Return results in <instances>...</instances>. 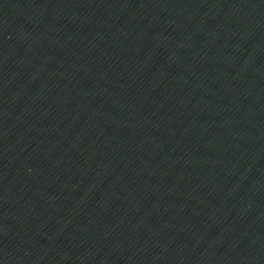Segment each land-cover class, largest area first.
<instances>
[{"label":"water","instance_id":"95a60500","mask_svg":"<svg viewBox=\"0 0 264 264\" xmlns=\"http://www.w3.org/2000/svg\"><path fill=\"white\" fill-rule=\"evenodd\" d=\"M0 264H264V0H0Z\"/></svg>","mask_w":264,"mask_h":264}]
</instances>
